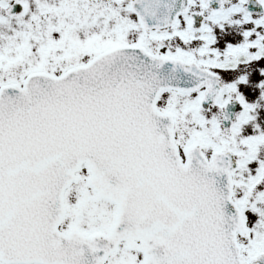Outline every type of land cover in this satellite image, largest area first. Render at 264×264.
I'll return each mask as SVG.
<instances>
[{"label": "snow or ice", "instance_id": "snow-or-ice-1", "mask_svg": "<svg viewBox=\"0 0 264 264\" xmlns=\"http://www.w3.org/2000/svg\"><path fill=\"white\" fill-rule=\"evenodd\" d=\"M0 264H264V0H0Z\"/></svg>", "mask_w": 264, "mask_h": 264}]
</instances>
